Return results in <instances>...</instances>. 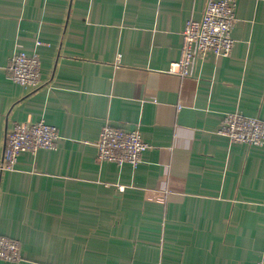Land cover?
<instances>
[{"label": "crops", "instance_id": "obj_1", "mask_svg": "<svg viewBox=\"0 0 264 264\" xmlns=\"http://www.w3.org/2000/svg\"><path fill=\"white\" fill-rule=\"evenodd\" d=\"M229 55L168 72L206 0H0V162L16 122L56 125L55 148L0 168V264H258L264 145L230 142L223 113L264 120V0H234ZM37 52L40 81L8 78ZM110 122L139 128L137 166L99 161Z\"/></svg>", "mask_w": 264, "mask_h": 264}, {"label": "built area", "instance_id": "obj_2", "mask_svg": "<svg viewBox=\"0 0 264 264\" xmlns=\"http://www.w3.org/2000/svg\"><path fill=\"white\" fill-rule=\"evenodd\" d=\"M234 0H206L199 19L188 18L182 30V44L178 59L172 61L168 72L180 76L190 74V67L198 55L213 52L229 55L233 47L231 35L235 23ZM8 78L24 85H36L40 81V61L37 52H16L7 65ZM219 134L230 142L264 145V120L247 116L240 111L223 113ZM59 132L56 125L43 118L33 123L16 122L6 134L0 162L1 169L15 168L18 155L23 151L35 152L40 148L56 146ZM99 161L127 162L137 166L142 152L149 146L139 128L125 130L106 121L101 126L95 142ZM0 258L17 261L20 245L17 239L0 235ZM258 264H264V252Z\"/></svg>", "mask_w": 264, "mask_h": 264}]
</instances>
